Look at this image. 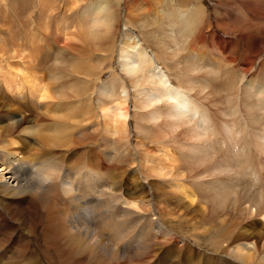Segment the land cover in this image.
<instances>
[{"label": "bare ground", "instance_id": "6f19581e", "mask_svg": "<svg viewBox=\"0 0 264 264\" xmlns=\"http://www.w3.org/2000/svg\"><path fill=\"white\" fill-rule=\"evenodd\" d=\"M55 1L37 0L42 10L35 16L23 10L28 11L27 19L32 16L37 21L35 30L36 27L41 33L48 27L52 30L50 22L56 10ZM62 1L72 13L83 17L85 25L82 29L80 21L72 24L64 17L59 23L56 21L57 28L53 30L59 36H52L53 39L60 37L65 44L69 37L79 34V41L86 44L91 39L95 46L103 36L115 40L112 28L116 24V12L108 0H89L82 7L80 0ZM194 1H152L155 9L151 17L155 21L164 18L165 21H159L166 28L153 22L147 33L154 46L151 49L131 31L134 24L129 20L133 16L126 14L114 53L116 70L107 68L111 74L106 78H102L98 68L82 70L80 61L74 62L77 73L56 65L64 58V48H60L57 61L54 54L52 63L41 62L39 37L31 22L21 33L22 39L15 37L0 42V255L10 251L6 245L15 244L12 240L17 241L13 255L0 264H20L17 258L24 259L23 253L32 250L35 252L31 255L42 260L47 253L69 264L70 260L74 262L75 252L88 253L91 257L94 251L105 252L102 246L113 257H121L124 252L135 253L137 263V252L146 251L139 260L146 264L156 257L161 246H178L180 234L171 226V209L164 210L167 218L158 220L152 217L151 205L148 207L144 199L125 197L127 185L121 176L109 179L89 168L82 156L78 165H74L72 157L79 159L74 152L76 147L82 145L85 150L87 139L95 135L99 126L103 142L108 145L103 151L106 161L101 167L104 170H118L123 166V172H137L140 166L146 178L168 181L166 187L170 193H176V201L186 203L191 209L193 205L196 207L195 215L188 213L189 219L186 215L183 217L188 226L184 249L209 243L220 258L219 261L209 260V264H264V11L257 9L258 0H210L224 9L215 12L213 21V25L224 32L217 33L218 44H215L216 52L213 51L216 66L207 70L196 64L198 53L192 48L204 41V31L209 30L211 22H207L204 4ZM5 2L0 0V7L6 6ZM32 2L31 6H35ZM146 3L148 6L147 0ZM145 7L135 5L134 9L143 11ZM32 9L30 12L34 11ZM230 32H237L238 38L230 37ZM189 33H193L194 46L190 42L191 50L182 55L180 42L184 43ZM248 43L252 48L242 50L240 61L228 53L233 45L243 47ZM109 46L111 49V44ZM20 51H26L23 63L12 65L9 60L17 58ZM84 55L91 57L89 50ZM93 59L96 63L101 60L96 56ZM213 94L220 95V99L211 98ZM11 101L16 103V112L13 107L14 111L11 109L13 112L6 120L2 111L12 106ZM130 101L133 104L129 115L127 103ZM205 102L218 108L212 110ZM23 103L29 113L21 109ZM85 103L95 104L97 111L92 112ZM30 113L31 119L43 116L46 122L29 125V118V123L24 125L22 122ZM128 116L134 118V129L141 139L156 146V150L150 151L144 149L140 141V164L136 162L135 153L130 154L128 162L122 148L128 139ZM98 118L104 120V126ZM23 137L32 139L34 147ZM37 174L43 179L38 180ZM162 188L159 190L163 193ZM159 197L165 199L166 196ZM161 201L163 204L164 200ZM176 204L179 206L178 202ZM170 205L173 204L169 202ZM90 226L99 232L92 231ZM37 228L40 231L35 234ZM46 239L55 243L53 249L45 245ZM157 247L160 248L156 250ZM175 249L182 252V247ZM169 251L171 255L174 252ZM84 256L82 260L86 261L88 258ZM123 259L127 264L132 256L130 261ZM51 260L48 263L54 264ZM100 260L103 264L109 263Z\"/></svg>", "mask_w": 264, "mask_h": 264}, {"label": "rangeland", "instance_id": "374dc122", "mask_svg": "<svg viewBox=\"0 0 264 264\" xmlns=\"http://www.w3.org/2000/svg\"><path fill=\"white\" fill-rule=\"evenodd\" d=\"M7 2H5L6 3V6H3V7H0L1 8V14H0V42H4V41H6V40H8V38H15V37H19V39H20V37H21V39L23 38V34H21V33H23L24 31H25V29H26V25L29 27V22H31V23H33V28H34V30H35V26L37 25V21L32 17V16H30L31 18L30 19H27V14H28V11H27V13L25 12L26 10H29V13H32L34 16L36 15V14H38L37 13V11L38 12H40L42 9V5L41 4H39V3H37V0H33L34 1V4H35V6H31V4L30 3H33L32 2V0H31V2H30V0H6ZM22 1V2H21ZM116 1H119L118 3L116 2ZM116 1H111V0H108V2L110 3V4H112V7H113V9L115 10V12H116V21H115V25H114V28H112V31L115 33V40L114 41H110L109 40V38L108 39H106L104 36L102 37V39L100 40V42H99V45H97V46H95V45H93V40H91V39H88V42L86 41V44L85 43H83L82 41H79V39L78 38H80V35L78 34V36H74V37H77L76 38V40H74V37H69L68 38V40H65V44H64V42L61 40V38L60 37H58V38H54L53 39V37H57V36H59V34H55L54 33V28H57V24H56V21L59 23V20L60 19H62V18H67V20L70 22V21H72L73 23L72 24H78V22L80 21V25L82 26V29H83V27H84V23H85V21H82L83 20V17L81 16H79L78 14L76 15V14H74V13H72L71 12V10L70 9H67L68 7H66V5H65V3L62 1V0H57V1H55L54 2V4H55V6H56V10H54V13H53V18H52V20H51V22H50V25H51V27H52V30H50V28L48 27V29H46L47 31L45 32V33H41V32H39V30H38V28L36 27V32L38 33L37 35H38V37H39V40H38V44H39V46L41 47V50H42V52H40L39 51V53H38V57H39V59H40V61L41 62H43V63H52V56L54 55V54H56V61H57V59H59L60 58V48H64V49H66V51L64 52V58L61 60L62 62H60V63H58L57 62V64L56 65H59L61 68H63V69H66V70H73V71H76V72H74V73H77V69L75 68V66H74V62H76V61H80V63H81V66H82V70H84L85 68H89V67H91V68H98L99 69V71H101V74H102V78H106L109 74H111V71H109L110 69H114L115 67H116V55L114 54V53H116V48H117V45L116 44H118V42H119V39L121 38V32H122V24H123V22H124V20L126 19L125 17H126V14L127 15H131V17L132 18H130V24L132 25V24H134L133 26H131V28H132V32H134V34L135 35H138L139 37H140V39L141 40H143L144 41V46H146V47H150V49L151 48H153L154 46H153V44L151 43V39H150V37H149V40H148V36H147V33L149 32V30H150V28H152L153 27V22H154V25H157V26H160L161 28L163 27L164 29L166 28V26L165 25H163L160 21H165V19L164 18H161V17H159L158 19H157V21H155V20H153L154 18H152L151 16H153V12H154V4H153V0H147V2H148V6H147V3H146V0H128V1H126V2H124L123 0H116ZM196 1V0H195ZM194 1V2H195ZM200 1V3H203L204 4V6L206 7V10H207V12H208V18H209V20H208V18H207V22L209 21V22H211V25H210V27H209V30L207 31V30H205L204 31V35H203V38H204V41L202 42V43H200V44H197V46H199V47H197L196 45H195V47H193L192 48V46H191V44L193 45V42H192V40H193V37H192V35H193V33H189L188 35L189 36H187V34L185 35V39H184V43H182L181 44V42H180V46H182V51H181V53H182V55H187V53L191 50V48L194 50V48L196 49V51H197V53H198V55L195 57V60L197 61L196 62V64H199L198 66H204V67H207V70L209 69L210 70V68H213L214 66H216V63L214 62L215 61V58H216V60H217V57H215V53L213 54V51L214 52H216V45L218 44V38H217V33H219V31H220V29H218L215 25H213V21H214V14H215V12H217V11H221V12H223V10L224 9H221V7L220 6H217V5H214L212 2H210V0H197V2H199ZM19 2H21L20 4H21V6H19ZM23 2L25 3V6H23L24 4H23ZM80 2H82L81 4H80V6L82 5H85V4H87L88 2H89V0H80ZM79 2V3H80ZM134 2V3H133ZM150 2V3H149ZM29 3V5H26V4H28ZM115 4H117V5H115ZM15 8V9H13L12 10V6ZM146 6L145 7V9L143 10V11H141L142 9H140L139 11L138 10H135L134 9V6ZM40 6H41V8H40ZM63 6V7H62ZM81 6V7H82ZM118 8H117V7ZM162 6L164 7H166V5H165V3H162ZM256 6H257V9L259 8V10L260 11H264V0H258V2H257V4H256ZM16 7L18 8V10H16ZM31 7V9L32 10H34L33 12H30V10L31 9H29ZM24 8V9H23ZM35 8H37V10L35 9ZM219 8V9H218ZM263 8V9H262ZM23 10H25V11H23ZM69 10V11H68ZM117 10H118V12H117ZM132 10V13L130 12ZM81 11V10H80ZM129 12V13H125V12ZM141 11V12H140ZM262 11V12H263ZM17 12H19V14L17 13ZM139 12V13H138ZM63 13H65V14H63ZM69 13V14H68ZM77 13V12H76ZM119 13H121V14H119ZM141 13V14H140ZM3 14H6V15H3ZM15 14H16V16H15ZM117 14H119V15H117ZM124 14V15H123ZM134 14V15H133ZM137 14L139 15V16H137ZM25 16V17H24ZM117 16H119V18L117 17ZM152 19H151V18ZM24 18V19H23ZM5 19V20H4ZM32 19V21H30ZM132 19V20H131ZM136 20L137 19V21H134V20ZM26 20H27V23H26ZM119 20V21H118ZM160 20V21H159ZM238 21L239 19H235L234 21ZM33 21H35V22H33ZM150 21V23L149 24H147V22H149ZM229 21H230V19H229ZM83 22V23H82ZM139 22L141 23V25L139 24ZM157 22V23H156ZM231 22H233V21H231ZM6 23V24H5ZM71 23V22H70ZM3 24V25H2ZM143 24H146V25H143ZM161 24V25H160ZM55 26V27H54ZM143 26V27H142ZM152 26V27H151ZM156 26V27H157ZM212 26V27H211ZM141 27V28H140ZM117 28V29H116ZM149 29V30H148ZM3 30V31H2ZM49 30V31H48ZM115 30H117V31H115ZM53 32V34H50V33H52ZM83 32H85V30H83ZM224 32V31H223ZM223 32L222 31H220V33H222L223 34ZM2 33V34H1ZM12 33H13V35H12ZM60 33V32H59ZM228 33V32H227ZM232 33V34H231ZM235 33V34H234ZM46 36H45V35ZM237 34V35H236ZM257 34V33H256ZM20 35V36H19ZM224 35H225V33H224ZM230 37H234L235 39L236 38H238V33L237 32H230ZM232 35V36H231ZM44 36V37H43ZM53 36V37H52ZM226 36H228V35H226ZM225 36V38H229V36L228 37H226ZM256 36V35H255ZM45 37H47L48 39H46ZM51 37V38H50ZM187 37V38H186ZM211 37V38H210ZM264 37V36H263ZM251 39H252V37H250ZM6 39V40H5ZM46 39V40H45ZM105 39V40H104ZM217 39V40H216ZM4 40V41H3ZM48 40H49V44H48ZM54 40V41H53ZM70 40V41H69ZM187 40H188V43H189V46H187L188 45V43H187ZM212 40V41H211ZM60 41V42H59ZM165 41H167V39L165 38ZM214 41V42H213ZM19 42H25V41H19ZM43 42V43H42ZM85 42V41H84ZM105 42H107L106 44H105ZM190 42H191V44H190ZM88 43V44H87ZM103 43V44H102ZM170 43V42H169ZM187 43V44H186ZM212 43V44H211ZM105 44V46H103ZM111 44V49H110V45ZM184 44V45H183ZM194 44H195V42H194ZM216 44V45H215ZM43 47H46V50H45V48H43ZM113 45H115V47L113 46ZM263 45H264V42H263ZM0 46H1V44H0ZM102 47V49L100 48V47ZM187 46V47H186ZM191 46V47H190ZM194 46V45H193ZM105 47V48H104ZM113 47V48H112ZM188 47H190L189 49H188ZM197 47V48H196ZM21 48H22V45H21V47H19V50H21ZM252 47H251V44L250 43H248L247 45H245V46H243V47H240L239 45H233V49H230L229 50V54L231 55V56H236L237 58H238V60L240 61L241 60V58H240V56L241 55H243V53H242V50H244V49H246V50H250ZM57 49H59V50H57ZM107 49V50H106ZM55 50V51H54ZM74 50V51H73ZM86 50H89L90 51V53H91V57L89 56L88 58L84 55V52L86 51ZM185 50V51H184ZM54 51V52H53ZM69 51V52H68ZM92 51V52H91ZM98 51V52H97ZM101 51V52H100ZM108 51V52H107ZM112 51V52H111ZM115 51V52H114ZM188 51V52H187ZM58 52V53H57ZM187 52V53H186ZM24 53H26V51H20V52H18V54H17V58L15 59V58H13V59H10L9 61L11 62V64L12 65H19L20 63H23L22 61V59H23V56L24 55H26V54H24ZM28 53V52H27ZM75 53V54H74ZM104 53V54H103ZM181 53H179V56L181 55ZM24 54V55H23ZM71 54V55H70ZM77 54V55H76ZM101 54V55H100ZM108 54H111L110 55V57H109V55ZM206 54V55H205ZM22 55V56H21ZM106 55H107V57H106ZM247 55V54H246ZM248 55H249V53H248ZM247 55V56H248ZM94 56H96V58L99 60V59H101V60H99L98 62L99 63H96L95 62V59H93L94 58ZM99 56H100V58H99ZM214 56V57H213ZM21 57V59H19ZM68 57V58H67ZM102 57V58H101ZM198 57V58H197ZM70 58V59H69ZM105 58H108V60L107 59H105ZM243 58H244V56H243ZM68 59V60H67ZM75 59V60H74ZM103 59V60H102ZM111 59V60H110ZM202 61H201V60ZM65 60H66V62H68V61H70V63L68 62V64H66V62H65ZM107 60V61H106ZM21 61V62H20ZM112 61H114V62H112ZM110 62V63H109ZM54 63V62H53ZM64 63V64H63ZM87 63V64H86ZM168 65L170 64L169 62H166ZM89 64V65H88ZM105 64V65H104ZM108 64V65H107ZM160 64V63H159ZM115 65V66H114ZM104 66V67H103ZM110 66V67H109ZM114 66V67H113ZM65 67V68H64ZM196 67V66H195ZM109 69V70H106V69ZM103 70V71H102ZM115 70H116V68H115ZM72 71V72H73ZM110 72V73H109ZM197 75V74H196ZM193 76H194V74H193ZM197 77V76H196ZM45 82H46V80H44ZM222 95V94H221ZM223 96V95H222ZM211 98H213V99H217V100H219L220 99V95H218L217 97H216V95L215 94H213V96L211 97ZM5 101V100H4ZM132 101H130V103L128 104L127 103V106H128V109H129V115H130V113H131V109H132V104L133 103H131ZM5 103H7L6 101H5ZM206 103V102H205ZM12 106H10L9 107V105L8 106H6V108H9V109H6V108H3V111H2V113H3V115H4V118L7 120V116L9 117L10 116V112H13L14 110V112H16V108L14 107L15 105H16V103L15 102H13V101H11V103H10ZM25 103H23L22 105H20V107H21V109L23 110H25V111H27L28 113L30 112L29 111V109H28V106L27 105H25V106H23ZM86 105V107H87V105L89 106V108H90V110L92 111V112H96L97 111V109L95 108V104L93 105H89V103L87 104V103H85ZM131 104V105H130ZM206 105L207 106H209L212 110H216L217 108H215V107H213V106H211V105H209L208 103H206ZM13 107H14V110H13ZM26 107H27V110H26ZM225 107H227L228 108V105H226ZM13 111H12V110ZM5 110V111H4ZM11 110V111H10ZM18 112V111H17ZM26 112V113H27ZM22 112H19V114H21ZM7 114H9V115H7ZM31 114V115H30ZM30 114H28V115H26L25 117H26V119L28 120L30 117L32 118V113H30ZM6 115V116H5ZM29 116V117H28ZM33 117H34V113H33ZM40 118H35V120L34 119H31V122L29 123V120L27 121H24L23 120V124L24 125H26L27 123H29V125L31 124V125H33L35 122L36 123H40L41 121H44V122H46V120H45V118H43V116H39ZM98 120H99V122H101V125L102 126H104V120L103 119H101V118H98ZM127 122H129V130H128V139H127V143L125 144V146H123L122 148H123V152H124V154H125V156H126V159L128 160V162H130V154H132V153H135L136 154V162L138 163V164H140L141 163V155L139 154V152H140V150H141V148H140V146H139V144H140V141H141V145H143L144 144V149H147V150H150V151H154V150H156V146L154 145V143L153 142H150V141H147V140H142L141 139V137H140V135H139V133H137L136 132V130L134 129V124H135V120H134V118H129V116L127 117ZM26 123V124H25ZM103 123V124H102ZM99 130H100V126L97 128V130H96V132H94V134L95 135H93V134H91V136L87 139V144L85 145V150H82V145H80V146H77L76 147V149H75V153H78V158L79 159H77V160H74V158L72 157V161H75V164L74 165H78V163H79V161H80V159H81V156H82V158H84L85 160H87V163H88V167L89 168H92V169H94V170H97V171H99L100 173H102L103 175H107V177L109 178V179H113V178H116L117 177V175H118V177L120 178V176H121V179L123 180V182L125 183V185H127V189H126V191H125V193H124V195H125V197H127L128 199H133V200H137V201H141V200H143L144 199V202L146 203V205L149 207L150 205V209H151V213L153 214V216L152 217H154V218H157L158 220L159 219H161V218H167V216L166 215H164V214H166V212L165 211H167V209H171L170 211H172L171 213H172V216L174 217H172V216H170V218L172 219V223H171V226H172V228H173V230H175V231H178V233L180 234V236H179V238L177 239V245L178 246H176L177 248H181L182 247V252H178L177 251V249H175L176 247H175V245H170V246H166V247H164L163 248V246H161V248L162 249H159L160 247H157L156 248V250H158V254L156 253L155 254V256L156 257H153L152 258V263H154V264H157L156 262H158V264H162L163 263V261H166V263L164 262L163 264H209V260H212V259H216L217 261H219L220 260V258L218 259L217 257H216V254L215 253H213L214 252V248L213 247H210V245H209V243H207V244H202L200 247H194L193 246V248L191 249H184L183 248V242H184V238H185V235H187V229H188V226H186V224H185V222L183 221V217H186L187 216V218L189 219L192 215H195L196 214V212H194V210L193 209H196V207H194V205H193V208L191 209V208H189V207H187V204L186 203H181V201H176V199H178L177 197H175V195L174 194H176V193H170V189H168L166 186L168 185V181H158V180H156L157 178L156 177H147V178H149V179H147L146 178V175H145V173L143 172V168L142 167H140V166H137V172H123V166L120 168V169H118V170H113V171H107V170H104L102 167H101V164L102 163H104L106 160H105V157H104V153H103V151L104 150H107L108 149V145H107V143H105V142H103V139H102V135H103V133H102V135H100V133H99ZM23 140H25L26 141V143L28 144V141H29V143H30V145L34 142L32 139H30V138H24L23 137ZM36 140V139H35ZM26 144V145H27ZM155 147V148H153V146ZM31 146H33V144L31 145ZM20 147V146H19ZM34 147V146H33ZM72 163V162H71ZM133 164V163H132ZM134 166L136 165V163H134L133 164ZM132 174V175H131ZM153 178H154V180H153ZM150 179H151V181H150ZM153 180V181H152ZM129 183H132V185H128ZM157 184V185H156ZM159 185V186H158ZM161 187H163L162 189L163 190H165V191H163V193H162V191L161 190H159V189H161ZM165 187V188H164ZM154 188V189H153ZM157 188V189H156ZM167 188V189H166ZM153 191H155V192H153ZM106 190V189H105ZM159 191L160 193H158L157 191ZM107 191V190H106ZM139 192V193H138ZM112 193V192H111ZM134 193V194H133ZM138 193V194H137ZM157 193V194H156ZM167 195H166V194ZM137 194V196H135ZM145 195V196H141L140 197V195ZM152 194V195H151ZM161 194V195H160ZM173 194V195H172ZM162 196L163 195V198L165 197V199H162V198H160L159 196ZM133 196H134V198H133ZM139 196V197H138ZM159 197V198H158ZM172 197V198H171ZM142 198V199H141ZM146 198H148L147 199V201L145 200ZM151 199V201H150V199ZM176 198V199H175ZM160 199V200H159ZM168 200V201H165V200ZM175 199V200H174ZM157 200V201H156ZM161 200H164L163 201V204H162V201ZM172 200H174V201H172ZM148 201H150V202H148ZM155 201L157 202V203H155ZM172 201V202H171ZM165 202H168V204L166 203L165 205H164V203ZM169 202L171 203V204H173L171 207H169ZM175 202V203H174ZM176 202H178V205L179 206H177V204H176ZM161 203V204H160ZM157 204V206H154V205H156ZM184 204V205H183ZM164 205V206H163ZM168 205V206H167ZM175 205V206H174ZM153 206H154V208H153ZM160 206V207H159ZM166 206L167 207H169V208H166ZM184 206V207H183ZM164 207V208H163ZM178 207V208H177ZM180 207V208H179ZM186 207V208H185ZM161 208V209H160ZM163 208V209H162ZM166 208V209H165ZM159 209V210H158ZM172 209H174V210H172ZM176 209V210H175ZM189 209V210H188ZM160 210L161 211H164L163 213H161L160 212ZM168 210V211H169ZM193 210V211H192ZM175 211V212H174ZM188 213H190V215L191 216H188L187 214ZM175 215V216H174ZM186 215V216H185ZM160 217V218H159ZM199 217V216H198ZM156 219V220H157ZM189 223H191L190 221L188 222V224ZM173 226H175V227H173ZM90 229L92 230V231H94V232H96V233H98L99 232V230H97L94 226H90ZM37 231H40V229L39 228H37L36 229V233L35 234H38V232ZM39 239H42L41 238V235H39ZM181 239V240H180ZM206 239V238H205ZM15 244H8V245H6V247H7V249L8 250H10V251H7V252H5L4 253V255H0V261L2 262V263H5V261H7V259L11 256V255H13V253L12 252H14L15 251V246L14 245H16V242L17 241H15V240H12ZM190 242H193L192 240H190ZM45 245L48 247V248H50V249H53V247H54V245H55V243L54 242H52V241H50V240H48V239H46V242H45ZM132 246H134V244L132 245ZM172 246V247H171ZM61 247H63V248H65L63 245H61ZM171 247V248H170ZM95 247L93 246V249H94ZM200 250H199V249ZM102 249L105 251V252H101V250H98V252L100 253V256H101V254H102V256H101V258L99 257V253H97L96 251H91V253L93 252L94 253V255L96 256H93L92 254H91V257L88 255V253H83V252H80V253H77V252H75L74 253V255L76 256H74V255H72V257H73V261L75 262H72V260H70L69 261V264H80V263H82V264H99V262L101 261L100 259H104V260H107V261H105V262H109V263H107V264H117V263H119V264H124L125 262H124V259L123 258H126L125 259V261H127V259L129 258V261H130V258H131V256H132V260L133 259H135L134 261L135 262H133L132 260L130 261V262H128L127 264H130V263H134V264H141L140 262H143V261H140L139 262V260H141L142 258L141 257H144V255H145V252L146 251H138L137 252V260H138V263H137V261H136V257H135V253H133V255H131L132 253H128L127 252V254H126V252H124V254H121V257H113V255L111 254V253H108V252H106L107 251V248L106 247H104V246H102ZM172 250V251H174L173 252V254L171 255V252L169 251V250ZM61 251V248H59L58 249V251ZM96 250V249H95ZM161 250H164V251H161ZM167 250V251H166ZM198 251V252H197ZM33 252H35L34 250H32V251H27V252H25V253H23V257H24V259H22V257H19V258H17L18 259V261H19V263L20 264H22L23 262V264H49L48 262L51 260V259H54L52 256H48V254L46 253L45 255V257L44 258H46L45 260H42L41 258H37L35 255H31ZM160 252V253H159ZM169 252H170V255H169ZM201 252V253H200ZM81 253H83V254H81ZM105 253V255L103 256V254ZM164 253V255H162ZM81 254V255H80ZM84 254H85V256H84ZM97 254H98V256H97ZM125 254H126V256L128 257H126L125 256ZM128 254L129 255H131V256H128ZM200 254V255H199ZM139 255H140V257H139ZM143 255V256H142ZM167 255H168V257H167ZM188 255V256H187ZM82 256H84V258L85 259H87L86 261L85 260H82ZM93 256V257H92ZM124 256V257H123ZM160 256H161V258H160ZM164 256V257H163ZM4 257V258H3ZM72 257H70L69 259H72ZM81 258V259H80ZM93 258H95V260L93 259ZM123 260H122V259ZM140 258V259H139ZM156 258H157V260H156ZM162 258H163V260H162ZM168 258V259H167ZM91 259V260H90ZM97 259V260H96ZM176 261H175V260ZM3 260V261H2ZM26 260V261H25ZM59 260V261H58ZM54 259V260H51V261H53V263L54 264H68V262H67V260H63V259ZM93 260L95 261V262H93ZM154 260H156V262H153ZM162 260V261H161ZM22 261V262H21ZM44 261V262H43ZM91 261H92V263H91ZM119 261V262H118ZM149 261V262H150ZM174 261H175V263H174ZM65 262V263H64ZM89 262V263H88ZM104 262V261H103ZM147 263L146 262V264H152L151 262L150 263ZM160 262V263H159ZM162 262V263H161ZM207 262V263H206ZM144 264H145V262H143ZM142 263V264H143ZM100 264H103L102 263V261L100 262ZM106 264V263H105ZM126 264V263H125Z\"/></svg>", "mask_w": 264, "mask_h": 264}, {"label": "clouds", "instance_id": "9594fccd", "mask_svg": "<svg viewBox=\"0 0 264 264\" xmlns=\"http://www.w3.org/2000/svg\"><path fill=\"white\" fill-rule=\"evenodd\" d=\"M36 178H37L38 180H41V179H43V176L40 175V174H37Z\"/></svg>", "mask_w": 264, "mask_h": 264}]
</instances>
